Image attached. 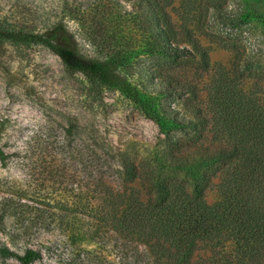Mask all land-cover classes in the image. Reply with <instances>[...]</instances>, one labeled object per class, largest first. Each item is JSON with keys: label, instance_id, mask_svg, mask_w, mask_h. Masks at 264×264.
<instances>
[{"label": "rangeland", "instance_id": "1", "mask_svg": "<svg viewBox=\"0 0 264 264\" xmlns=\"http://www.w3.org/2000/svg\"><path fill=\"white\" fill-rule=\"evenodd\" d=\"M58 24L71 35L64 46L110 63L115 78L90 79L41 44L0 39V247L39 251L33 264H118L112 210L124 191L141 190L122 182L121 160L163 139L151 112H185L164 80L194 86L202 108L232 86L264 89V0H0V30L42 34ZM158 25L192 55L168 57ZM192 41L206 50L207 69ZM236 64L242 74L232 73ZM217 183L209 205L220 201ZM233 248L202 246L195 259Z\"/></svg>", "mask_w": 264, "mask_h": 264}, {"label": "trees", "instance_id": "2", "mask_svg": "<svg viewBox=\"0 0 264 264\" xmlns=\"http://www.w3.org/2000/svg\"><path fill=\"white\" fill-rule=\"evenodd\" d=\"M163 28L154 30L155 41L168 57L192 55ZM65 33L58 24L42 34L0 30V39L41 44L71 71L102 83L114 80L110 63L64 46L61 41L71 36ZM192 44L200 54L198 64L207 69L206 50ZM233 69V74L244 71L238 64ZM164 81L165 95L174 102L179 94L185 112L179 115L176 107L163 115L151 112L163 139L153 153L121 160L122 182L137 181L141 190L124 191L112 210L114 228L108 233L118 264H264V89L255 86L243 93L232 86L224 96H211L209 106L202 108L194 86ZM6 159L0 149V163ZM215 179L220 201L209 205L205 195ZM141 191L146 200L140 198ZM227 241L234 246L231 254L195 259L202 246ZM41 256L30 248L18 254L0 247L2 261L33 264Z\"/></svg>", "mask_w": 264, "mask_h": 264}]
</instances>
